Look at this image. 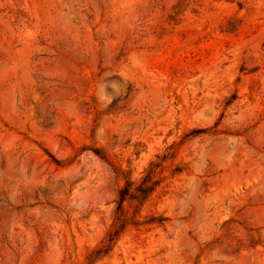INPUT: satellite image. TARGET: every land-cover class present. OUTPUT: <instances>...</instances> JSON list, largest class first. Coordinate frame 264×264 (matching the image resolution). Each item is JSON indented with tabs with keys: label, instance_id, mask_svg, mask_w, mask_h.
Masks as SVG:
<instances>
[{
	"label": "rangeland",
	"instance_id": "374dc122",
	"mask_svg": "<svg viewBox=\"0 0 264 264\" xmlns=\"http://www.w3.org/2000/svg\"><path fill=\"white\" fill-rule=\"evenodd\" d=\"M0 264H264V0H0Z\"/></svg>",
	"mask_w": 264,
	"mask_h": 264
},
{
	"label": "trees",
	"instance_id": "16d2710c",
	"mask_svg": "<svg viewBox=\"0 0 264 264\" xmlns=\"http://www.w3.org/2000/svg\"><path fill=\"white\" fill-rule=\"evenodd\" d=\"M132 182L128 179L125 181V185L122 188H119L118 195L120 199V204L118 205V211L122 212V202L124 199L129 196L131 199H139L144 201L146 197L151 193L154 187V182L152 183L150 178H144L139 185L134 188V191L131 189ZM126 221L124 218H119L118 224L108 233V243L103 247H99L94 250L95 255L101 253H106L107 250L111 247L112 243L117 240L120 233L124 230Z\"/></svg>",
	"mask_w": 264,
	"mask_h": 264
}]
</instances>
